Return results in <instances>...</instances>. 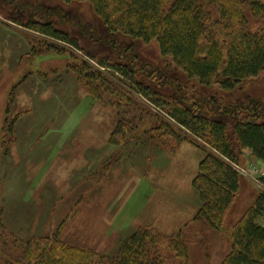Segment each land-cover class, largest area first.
<instances>
[{
  "label": "rangeland",
  "instance_id": "obj_1",
  "mask_svg": "<svg viewBox=\"0 0 264 264\" xmlns=\"http://www.w3.org/2000/svg\"><path fill=\"white\" fill-rule=\"evenodd\" d=\"M43 26L74 45L34 31ZM212 100L264 102V74L233 91L202 86L155 41L108 34L87 2L0 0V257L57 231L70 245L112 255L150 227L181 233L185 264H221L234 226L263 194L241 177L220 231L193 223L200 201L192 182L205 152L167 117L179 101L195 108ZM240 164H251L247 154Z\"/></svg>",
  "mask_w": 264,
  "mask_h": 264
},
{
  "label": "trees",
  "instance_id": "obj_2",
  "mask_svg": "<svg viewBox=\"0 0 264 264\" xmlns=\"http://www.w3.org/2000/svg\"><path fill=\"white\" fill-rule=\"evenodd\" d=\"M61 1L87 2L110 35L121 34L144 44L155 41L161 56L169 57L188 79H197L202 86L233 91L264 74V0ZM252 22L259 27L253 28ZM34 31L74 45L46 26ZM113 70L131 81L129 70L118 66ZM168 107V125L201 142L205 152L192 182L200 201L193 223L218 232L240 188L241 177L233 165H240L246 151L264 162V102L250 100L246 105L222 107L212 100L192 108L179 101ZM260 218L264 220L263 196L234 226L230 251L221 264H264V222H256ZM18 244H13L18 255L0 257V264L188 262L181 233L167 236L150 227L135 231L112 255L70 245L58 231L52 237Z\"/></svg>",
  "mask_w": 264,
  "mask_h": 264
},
{
  "label": "built area",
  "instance_id": "obj_3",
  "mask_svg": "<svg viewBox=\"0 0 264 264\" xmlns=\"http://www.w3.org/2000/svg\"><path fill=\"white\" fill-rule=\"evenodd\" d=\"M237 173L247 179L264 196V163H255L247 166L233 165Z\"/></svg>",
  "mask_w": 264,
  "mask_h": 264
},
{
  "label": "crops",
  "instance_id": "obj_4",
  "mask_svg": "<svg viewBox=\"0 0 264 264\" xmlns=\"http://www.w3.org/2000/svg\"><path fill=\"white\" fill-rule=\"evenodd\" d=\"M246 154L248 155L249 159L251 160V164H254V163H263V162H259V161L255 160V159H253L252 157H250L249 152L246 151Z\"/></svg>",
  "mask_w": 264,
  "mask_h": 264
}]
</instances>
